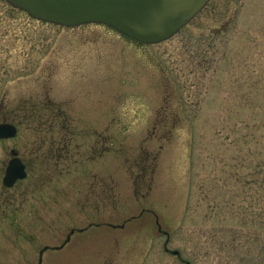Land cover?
<instances>
[{
    "label": "rangeland",
    "instance_id": "374dc122",
    "mask_svg": "<svg viewBox=\"0 0 264 264\" xmlns=\"http://www.w3.org/2000/svg\"><path fill=\"white\" fill-rule=\"evenodd\" d=\"M0 109L29 162L0 264H264V0L153 44L0 0Z\"/></svg>",
    "mask_w": 264,
    "mask_h": 264
},
{
    "label": "water",
    "instance_id": "95a60500",
    "mask_svg": "<svg viewBox=\"0 0 264 264\" xmlns=\"http://www.w3.org/2000/svg\"><path fill=\"white\" fill-rule=\"evenodd\" d=\"M6 1L25 10L32 17L46 22L64 26H77L89 22L103 23L129 38L141 43L153 44L167 40L178 33L210 0ZM15 134L14 125L0 124V137ZM26 174L22 160L14 159L7 168L4 182L11 186L17 179L26 177ZM159 229H161L160 225ZM73 232L74 230L71 231ZM69 238L70 235L67 240ZM172 252L180 254L178 250ZM41 261L42 258L40 263Z\"/></svg>",
    "mask_w": 264,
    "mask_h": 264
},
{
    "label": "flooded vegetation",
    "instance_id": "af4514ba",
    "mask_svg": "<svg viewBox=\"0 0 264 264\" xmlns=\"http://www.w3.org/2000/svg\"><path fill=\"white\" fill-rule=\"evenodd\" d=\"M2 108L6 105L5 102H1ZM13 115V116H12ZM0 124H10L14 125L16 128V134L14 136L0 137V195L4 196L6 200L12 201L15 197H20L24 193L23 189V180H25L29 173V162L23 157L20 153V145L14 143L10 145L8 141H11L18 136L19 132V123L17 121L18 114L13 111H3L0 109ZM14 159L22 160L25 164L26 177L22 179H17L11 186H8L4 182V177L6 176L7 168L10 162Z\"/></svg>",
    "mask_w": 264,
    "mask_h": 264
}]
</instances>
